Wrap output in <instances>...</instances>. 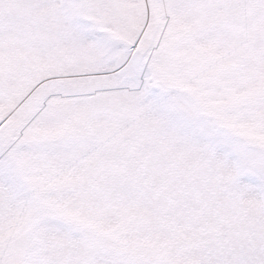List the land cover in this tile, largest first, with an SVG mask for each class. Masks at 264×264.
Masks as SVG:
<instances>
[{"label":"snow or ice","instance_id":"1","mask_svg":"<svg viewBox=\"0 0 264 264\" xmlns=\"http://www.w3.org/2000/svg\"><path fill=\"white\" fill-rule=\"evenodd\" d=\"M0 264H264V0H0Z\"/></svg>","mask_w":264,"mask_h":264}]
</instances>
